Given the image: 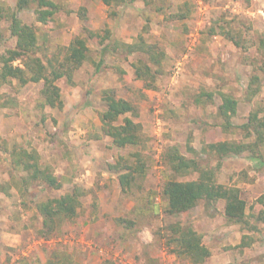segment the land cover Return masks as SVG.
Returning a JSON list of instances; mask_svg holds the SVG:
<instances>
[{"label":"rangeland","instance_id":"rangeland-1","mask_svg":"<svg viewBox=\"0 0 264 264\" xmlns=\"http://www.w3.org/2000/svg\"><path fill=\"white\" fill-rule=\"evenodd\" d=\"M54 1L62 9L48 24L38 22L33 9L20 12L26 23L37 27L40 43L47 50L68 45L82 34L79 10L85 7L90 27L110 29L112 42L132 43L142 34L163 48L167 57L154 87L148 88L136 78L131 65L137 55L113 51L112 46L97 73L94 61L101 58V47L89 39L91 59L75 72L72 83L67 78L58 81L63 109L43 105L42 82L23 87L15 80L0 82V264H48L49 259L64 264H104L106 260L114 264H191L167 245L164 227L176 222L192 225L203 234L212 251L203 264H264V226L255 216H250L255 227L230 221L223 200L215 204L202 201L191 211L168 215L161 194L164 182L172 176L162 154L176 145L205 166L220 165L218 180L240 187L247 214H257L262 208L257 199L264 194L263 161L246 156L219 161L203 155L201 148L217 140L247 141L240 126L252 109L264 104V52L257 47L264 32V0H133L112 8L101 0ZM16 4L17 0H0V9L14 10ZM181 7L190 15L173 19L171 14ZM2 24L7 41L0 45V53L16 42L8 22ZM219 26L242 30L251 46L247 50L236 46L219 32ZM254 75L259 77L260 90L249 100ZM107 88L139 106L137 121L143 127L144 144L138 149L149 167L140 180L142 188L129 193L122 191L118 174L109 170V164L136 148H117L102 130V93ZM204 91L212 92L213 100L204 96L207 102L199 103ZM221 93L238 100L233 127L226 131L218 115ZM14 147L36 149L41 163L51 167L62 187L36 183L27 197L22 196L15 184L21 173L11 165ZM197 177L192 173L179 179ZM75 186L86 191L79 214L59 232L44 237L36 203ZM120 217L132 220V225L119 222Z\"/></svg>","mask_w":264,"mask_h":264},{"label":"trees","instance_id":"trees-1","mask_svg":"<svg viewBox=\"0 0 264 264\" xmlns=\"http://www.w3.org/2000/svg\"><path fill=\"white\" fill-rule=\"evenodd\" d=\"M108 7H116L131 3L133 0H101ZM34 10L36 20L48 24L62 6L54 0H17L16 9H0V45L7 41L3 21L8 22V30L16 40L14 46L5 47L0 53V82L12 83L14 80L23 87L28 83L42 82L40 89L43 105L63 109L65 106L58 81L67 78L73 82L75 72L91 59V48L88 40L91 39L101 47V58L94 61L95 70L99 73L105 62V53L112 46V50H122L126 54H136L132 61L137 79L145 82L148 88L154 87V82L163 71L162 64L167 57L166 51L156 43L149 42L140 34L132 43L115 40L112 42V31L94 30L90 27L87 9L81 7L79 18L83 20L82 34L75 36L68 45L54 50H47L44 43H40L38 29L34 24L26 23L21 17L23 10ZM117 15V12L113 13ZM189 10L180 8L179 12L172 13L173 19H185ZM221 34L231 40L236 46L247 50L251 45L245 41L242 30H235L227 26H219ZM211 28V32L215 33ZM257 47L264 52V32L258 40ZM19 62V63H17ZM259 77L252 76L249 84L248 99L251 100L260 90ZM257 85V86H256ZM213 100L212 92L204 91L197 99L199 103ZM222 103L218 107V115L223 130L233 127L232 118L237 114L238 100L232 95L221 93ZM105 108L100 112L102 130L111 137L113 144L121 149L136 148V151L121 154L109 170L118 174L122 191L129 193L134 188H142L140 180L145 177L149 167L148 159L138 149L144 144L143 127L137 117L139 106L124 97L119 96L114 89L107 88L102 93ZM245 132L247 141L217 140L205 143L201 152L207 157L222 161L229 156L257 157L264 163V104L256 106L240 126ZM192 152H196L191 148ZM197 153V152H196ZM200 152L198 153V155ZM162 159L170 167V176L162 187L161 194L166 201L165 213L179 215L198 207L202 201L215 204L225 201V213L230 221L246 227H255L250 216H255L258 223L264 226V194L257 199L262 208L257 214H247V201L242 196L240 187L227 185L218 180L220 165L205 166L200 158L188 157L179 147L171 145L162 154ZM12 169L20 172L16 177V186L22 196L27 197L32 185L45 184L55 189L62 187V182L54 174L50 166L41 163V157L36 149L14 147L11 152ZM197 173L195 179L181 180L179 178ZM86 191L75 186L72 191L58 197H50L36 203V208L42 216L44 237H50L59 232L64 223L73 220L79 214L82 198ZM119 222L132 225L133 221L120 217ZM167 231V245L171 252L179 258H185L191 264H203L211 255V249L204 243L203 234L192 225L181 222L171 223L164 227ZM166 236V234H165ZM247 245L250 243L246 242ZM244 246V245H243ZM238 247H242L239 245ZM48 264H64L62 261L48 260ZM104 264H114L110 260Z\"/></svg>","mask_w":264,"mask_h":264}]
</instances>
